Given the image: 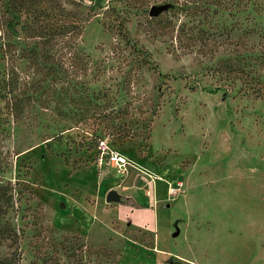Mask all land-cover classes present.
Masks as SVG:
<instances>
[{"label":"rangeland","instance_id":"rangeland-1","mask_svg":"<svg viewBox=\"0 0 264 264\" xmlns=\"http://www.w3.org/2000/svg\"><path fill=\"white\" fill-rule=\"evenodd\" d=\"M0 264H264V0H0Z\"/></svg>","mask_w":264,"mask_h":264},{"label":"built area","instance_id":"built-area-1","mask_svg":"<svg viewBox=\"0 0 264 264\" xmlns=\"http://www.w3.org/2000/svg\"><path fill=\"white\" fill-rule=\"evenodd\" d=\"M98 162L100 167H110L116 170L120 175H127L131 168V162L127 156L112 149L109 143L105 140H101L98 145ZM183 192V185L179 183L171 191L172 195H179Z\"/></svg>","mask_w":264,"mask_h":264},{"label":"water","instance_id":"water-1","mask_svg":"<svg viewBox=\"0 0 264 264\" xmlns=\"http://www.w3.org/2000/svg\"><path fill=\"white\" fill-rule=\"evenodd\" d=\"M170 8L169 4L166 5H161V6H153L150 10V16L152 17H157L159 16L162 12L167 11ZM122 201V195L117 191V190H111L108 195H107V202L112 203H120ZM180 231L178 230L175 234L174 237L179 236Z\"/></svg>","mask_w":264,"mask_h":264},{"label":"trees","instance_id":"trees-1","mask_svg":"<svg viewBox=\"0 0 264 264\" xmlns=\"http://www.w3.org/2000/svg\"><path fill=\"white\" fill-rule=\"evenodd\" d=\"M9 27L12 28V29H14V23H10V24H9ZM98 142H99V141H98ZM98 142H97L96 145H95V152H96L97 154L99 153V151H98V144H99V143H98Z\"/></svg>","mask_w":264,"mask_h":264}]
</instances>
